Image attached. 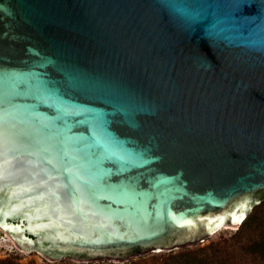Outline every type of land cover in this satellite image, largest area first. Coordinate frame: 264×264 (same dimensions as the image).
<instances>
[{
    "label": "water",
    "instance_id": "obj_1",
    "mask_svg": "<svg viewBox=\"0 0 264 264\" xmlns=\"http://www.w3.org/2000/svg\"><path fill=\"white\" fill-rule=\"evenodd\" d=\"M264 200V0H0V230L126 262Z\"/></svg>",
    "mask_w": 264,
    "mask_h": 264
},
{
    "label": "trees",
    "instance_id": "obj_2",
    "mask_svg": "<svg viewBox=\"0 0 264 264\" xmlns=\"http://www.w3.org/2000/svg\"><path fill=\"white\" fill-rule=\"evenodd\" d=\"M239 225L226 237L220 234L208 244L166 252L159 257L133 258L124 264H264V200ZM0 264L21 263L17 256H10L0 259ZM57 264L73 263L60 260Z\"/></svg>",
    "mask_w": 264,
    "mask_h": 264
},
{
    "label": "rangeland",
    "instance_id": "obj_3",
    "mask_svg": "<svg viewBox=\"0 0 264 264\" xmlns=\"http://www.w3.org/2000/svg\"><path fill=\"white\" fill-rule=\"evenodd\" d=\"M239 226L240 225H238L236 228L221 227L218 230H216L214 233L209 235V237L204 242L191 246L190 248L198 246V245L208 244L210 241L216 240L220 234L226 237L227 235H229V233L237 230ZM164 253L166 252H153V253H149L143 256H139V257H152V256L159 257ZM10 256H17L21 264H29L30 262H35L36 264H57V262H59V261L49 262L46 259H44L42 256H40L38 253L33 252V251H29L28 253L22 251L21 249H19L17 246L14 245V243L7 237V235L2 230H0V259H4ZM139 257H136L134 259H137ZM71 262L73 264H124L128 261L126 262L104 261V262H98V263H95V262L81 263L77 261H71Z\"/></svg>",
    "mask_w": 264,
    "mask_h": 264
},
{
    "label": "bare ground",
    "instance_id": "obj_4",
    "mask_svg": "<svg viewBox=\"0 0 264 264\" xmlns=\"http://www.w3.org/2000/svg\"><path fill=\"white\" fill-rule=\"evenodd\" d=\"M244 218H245V217H244ZM244 218H243V219H244ZM243 219H242V220H243ZM242 220H241V221H242ZM241 221H240V223H241ZM240 223H239V224H240ZM7 237H8V236H7ZM8 238H9V237H8ZM9 239H10V238H9ZM10 240H11V239H10ZM11 241H12V240H11ZM12 242H13V241H12ZM13 243H14V242H13ZM14 245H15V243H14ZM15 246H17V245H15Z\"/></svg>",
    "mask_w": 264,
    "mask_h": 264
}]
</instances>
